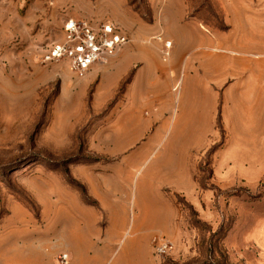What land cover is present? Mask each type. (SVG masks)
<instances>
[{
    "label": "rangeland",
    "instance_id": "374dc122",
    "mask_svg": "<svg viewBox=\"0 0 264 264\" xmlns=\"http://www.w3.org/2000/svg\"><path fill=\"white\" fill-rule=\"evenodd\" d=\"M129 1L0 0V264H59L64 253L67 264H264V178L215 179L219 118L208 149L209 138L183 147L173 90L167 134L158 126L124 144L112 120L131 105V69L105 100L90 68L39 61L69 19L110 23L130 40L136 19L154 20L161 40L146 42L168 55L193 30L181 20L205 31H226L234 15L264 25V0ZM87 234L103 248L95 258ZM161 240L169 248L158 254Z\"/></svg>",
    "mask_w": 264,
    "mask_h": 264
},
{
    "label": "crops",
    "instance_id": "0c3cea01",
    "mask_svg": "<svg viewBox=\"0 0 264 264\" xmlns=\"http://www.w3.org/2000/svg\"><path fill=\"white\" fill-rule=\"evenodd\" d=\"M234 17L236 25L226 31H205L193 19L181 20L192 21L193 30L180 35L175 47L171 41L168 55L157 41L146 42L154 20L136 19L138 28L127 27L131 40L94 64L86 76L98 79L103 99L109 100L131 69L123 94L131 105L121 110L122 119L112 120L116 141H131L132 146L158 126L167 134L173 120L169 92L175 90L176 131L183 147L209 138L208 149L217 138V118L222 123L225 137L213 166L216 180L264 178V25L248 19L238 23ZM153 74L155 79L150 78ZM91 234L84 251L95 258L103 248L92 242Z\"/></svg>",
    "mask_w": 264,
    "mask_h": 264
},
{
    "label": "built area",
    "instance_id": "2783aa9c",
    "mask_svg": "<svg viewBox=\"0 0 264 264\" xmlns=\"http://www.w3.org/2000/svg\"><path fill=\"white\" fill-rule=\"evenodd\" d=\"M156 39L161 40V37ZM128 41L125 34L110 23L94 25L84 20L69 19L63 25L62 39L42 50L39 61L42 64L65 62L72 72L80 76ZM163 45L168 48L170 42L164 40ZM168 248V243L161 240L155 249L158 254H163ZM57 261L59 264H67L68 255L61 254Z\"/></svg>",
    "mask_w": 264,
    "mask_h": 264
},
{
    "label": "trees",
    "instance_id": "16d2710c",
    "mask_svg": "<svg viewBox=\"0 0 264 264\" xmlns=\"http://www.w3.org/2000/svg\"><path fill=\"white\" fill-rule=\"evenodd\" d=\"M129 3H130L131 6L134 5V1L133 0L129 1ZM138 9H139L138 7L135 8L136 11H138ZM145 15H146V13H145ZM144 21L147 22V23H150L151 22V19L150 20L144 19Z\"/></svg>",
    "mask_w": 264,
    "mask_h": 264
}]
</instances>
